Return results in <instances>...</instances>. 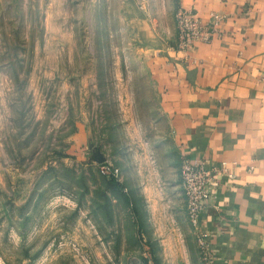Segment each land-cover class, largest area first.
Returning <instances> with one entry per match:
<instances>
[{
	"label": "rangeland",
	"instance_id": "rangeland-1",
	"mask_svg": "<svg viewBox=\"0 0 264 264\" xmlns=\"http://www.w3.org/2000/svg\"><path fill=\"white\" fill-rule=\"evenodd\" d=\"M170 8L0 0V264H207L174 152L145 142Z\"/></svg>",
	"mask_w": 264,
	"mask_h": 264
},
{
	"label": "crops",
	"instance_id": "crops-1",
	"mask_svg": "<svg viewBox=\"0 0 264 264\" xmlns=\"http://www.w3.org/2000/svg\"><path fill=\"white\" fill-rule=\"evenodd\" d=\"M168 3L173 17L185 9L215 32L181 51L173 18L170 41L155 45L145 64L155 109L146 146L174 152L167 166L179 167L185 204L183 158L226 169L214 173L192 231L208 235V264H264V0Z\"/></svg>",
	"mask_w": 264,
	"mask_h": 264
},
{
	"label": "built area",
	"instance_id": "built-area-1",
	"mask_svg": "<svg viewBox=\"0 0 264 264\" xmlns=\"http://www.w3.org/2000/svg\"><path fill=\"white\" fill-rule=\"evenodd\" d=\"M214 19L218 18L213 15ZM179 50L186 51L193 44L208 42L215 30L211 25H204L192 12L179 9L176 14ZM226 169L208 168L200 160L183 158L181 163V186L186 199L187 214L195 228L199 226L200 215L211 198L209 186L214 180V173H225ZM232 176V175H230ZM205 261L209 263L208 235H199Z\"/></svg>",
	"mask_w": 264,
	"mask_h": 264
},
{
	"label": "trees",
	"instance_id": "trees-1",
	"mask_svg": "<svg viewBox=\"0 0 264 264\" xmlns=\"http://www.w3.org/2000/svg\"><path fill=\"white\" fill-rule=\"evenodd\" d=\"M111 183L113 186H115L117 189H119L120 191H122V186L120 184L117 183L116 179H111Z\"/></svg>",
	"mask_w": 264,
	"mask_h": 264
}]
</instances>
